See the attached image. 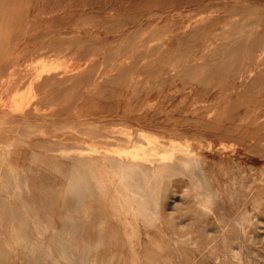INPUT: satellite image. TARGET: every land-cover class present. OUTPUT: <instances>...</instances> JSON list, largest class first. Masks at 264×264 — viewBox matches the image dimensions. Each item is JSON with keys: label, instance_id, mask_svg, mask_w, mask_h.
Returning <instances> with one entry per match:
<instances>
[{"label": "rangeland", "instance_id": "374dc122", "mask_svg": "<svg viewBox=\"0 0 264 264\" xmlns=\"http://www.w3.org/2000/svg\"><path fill=\"white\" fill-rule=\"evenodd\" d=\"M0 264H264V0H0Z\"/></svg>", "mask_w": 264, "mask_h": 264}, {"label": "bare ground", "instance_id": "6f19581e", "mask_svg": "<svg viewBox=\"0 0 264 264\" xmlns=\"http://www.w3.org/2000/svg\"><path fill=\"white\" fill-rule=\"evenodd\" d=\"M237 47H238V46H237ZM45 66H46V65H45ZM49 68H50V67H49ZM50 70H51V69H50ZM36 76H38V75L36 74ZM39 76H41V75H39ZM38 78H39V77H38ZM31 80H32V78L30 79L29 82H31ZM32 81H33V80H32ZM31 83H32V82H31ZM32 84H33V83H32ZM30 85H31V84H30ZM27 86L30 87V86H29V83H28ZM28 89H30V88H28ZM32 89H33V88H32ZM28 91H29V90H28ZM32 91H33V90H32ZM32 93H33V92H32ZM33 94H34V93H33ZM30 95H31V94H30ZM18 96H19V95H18ZM21 96H22V94H21ZM33 96H34V95H33ZM31 100H33L32 97H31ZM23 101H24V100H23ZM14 102H15V101H14ZM20 102H21V100H20ZM29 102H30V101H29ZM26 104H27V103H25V105H26ZM29 104H30V103H29ZM29 104H28V105H29ZM14 105H16V104H14ZM19 105H20V107H21L23 104H22V105L19 104ZM25 105H24V107H22V108H25ZM17 106H18V105H17ZM26 106H27V105H26ZM15 107H16V106H15ZM19 109H20V108H19ZM19 109H18V110H19ZM16 110H17V108L15 109V111H16ZM33 110H34V109H33ZM33 110H32V111H33ZM22 111H24V110L22 109L21 112H22ZM34 113H35V111H34ZM144 157H145V156H144ZM128 160H129V159H128ZM91 176H92V175H91ZM88 178H89V177H88ZM69 184H70V183H69ZM90 184L92 185L93 183L91 182ZM94 185H95V184H94ZM94 185H92V186H94ZM95 187H96V186H95ZM126 187H127V186H126ZM91 188H92V187H91ZM93 188H94V187H93ZM12 210H14V208H13ZM10 214H11V213H10ZM10 214H9V215H10Z\"/></svg>", "mask_w": 264, "mask_h": 264}]
</instances>
